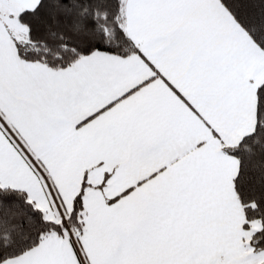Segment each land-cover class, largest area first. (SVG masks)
<instances>
[{"label":"snow or ice","instance_id":"1","mask_svg":"<svg viewBox=\"0 0 264 264\" xmlns=\"http://www.w3.org/2000/svg\"><path fill=\"white\" fill-rule=\"evenodd\" d=\"M0 264H264V0H0Z\"/></svg>","mask_w":264,"mask_h":264}]
</instances>
